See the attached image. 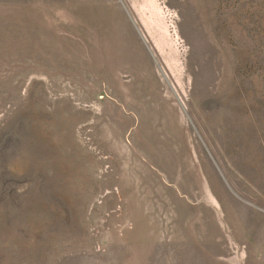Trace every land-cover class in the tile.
<instances>
[{"label":"rangeland","instance_id":"374dc122","mask_svg":"<svg viewBox=\"0 0 264 264\" xmlns=\"http://www.w3.org/2000/svg\"><path fill=\"white\" fill-rule=\"evenodd\" d=\"M0 264H264V0H0Z\"/></svg>","mask_w":264,"mask_h":264}]
</instances>
